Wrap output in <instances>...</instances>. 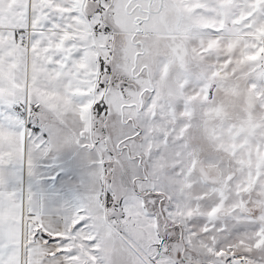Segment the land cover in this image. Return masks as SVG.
I'll return each mask as SVG.
<instances>
[{"label": "snow or ice", "instance_id": "snow-or-ice-1", "mask_svg": "<svg viewBox=\"0 0 264 264\" xmlns=\"http://www.w3.org/2000/svg\"><path fill=\"white\" fill-rule=\"evenodd\" d=\"M0 264H264V0H0Z\"/></svg>", "mask_w": 264, "mask_h": 264}]
</instances>
